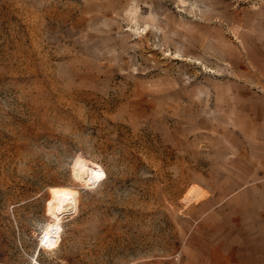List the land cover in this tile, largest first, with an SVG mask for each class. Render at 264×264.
Returning <instances> with one entry per match:
<instances>
[{"label": "rangeland", "instance_id": "374dc122", "mask_svg": "<svg viewBox=\"0 0 264 264\" xmlns=\"http://www.w3.org/2000/svg\"><path fill=\"white\" fill-rule=\"evenodd\" d=\"M256 194L264 0H0V264H253Z\"/></svg>", "mask_w": 264, "mask_h": 264}, {"label": "bare ground", "instance_id": "6f19581e", "mask_svg": "<svg viewBox=\"0 0 264 264\" xmlns=\"http://www.w3.org/2000/svg\"><path fill=\"white\" fill-rule=\"evenodd\" d=\"M147 31V29H146ZM95 173H102L101 178H95ZM77 179L85 187L92 188L100 186L106 180L104 168L97 163L87 159L85 160L76 173ZM50 197L54 211V221L49 222L39 239L40 250L56 251L61 247L63 239V223L69 215L78 212L79 192L70 187H50ZM67 193V195H65ZM197 196L194 193L189 198L190 201ZM36 264H40L38 260Z\"/></svg>", "mask_w": 264, "mask_h": 264}, {"label": "crops", "instance_id": "0c3cea01", "mask_svg": "<svg viewBox=\"0 0 264 264\" xmlns=\"http://www.w3.org/2000/svg\"><path fill=\"white\" fill-rule=\"evenodd\" d=\"M255 200V211L258 213L255 222L259 224V228L254 236L253 264H264V194H256ZM247 263L252 261L248 260Z\"/></svg>", "mask_w": 264, "mask_h": 264}, {"label": "clouds", "instance_id": "9594fccd", "mask_svg": "<svg viewBox=\"0 0 264 264\" xmlns=\"http://www.w3.org/2000/svg\"><path fill=\"white\" fill-rule=\"evenodd\" d=\"M94 176H95V178L99 179V178H101L102 173H95ZM65 195H67V193Z\"/></svg>", "mask_w": 264, "mask_h": 264}]
</instances>
